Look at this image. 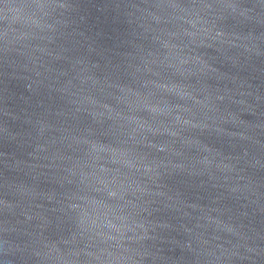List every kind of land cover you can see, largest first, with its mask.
Masks as SVG:
<instances>
[{"label": "water", "instance_id": "1", "mask_svg": "<svg viewBox=\"0 0 264 264\" xmlns=\"http://www.w3.org/2000/svg\"><path fill=\"white\" fill-rule=\"evenodd\" d=\"M0 264H264V0H0Z\"/></svg>", "mask_w": 264, "mask_h": 264}]
</instances>
